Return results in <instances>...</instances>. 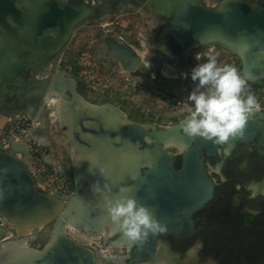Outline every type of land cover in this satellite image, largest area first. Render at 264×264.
I'll use <instances>...</instances> for the list:
<instances>
[{"label":"rangeland","instance_id":"1","mask_svg":"<svg viewBox=\"0 0 264 264\" xmlns=\"http://www.w3.org/2000/svg\"><path fill=\"white\" fill-rule=\"evenodd\" d=\"M57 1H61L62 4L76 2L80 5L86 4L93 10L92 17L74 28L70 39L57 56L27 74L29 84L27 91H21L20 88L13 86L18 90L17 92L8 87L5 89L9 92H2L0 86V98H2L0 127L7 119L27 118L31 122L27 134L28 143L21 145L12 142L7 150L0 144V151L10 154L23 163L33 177L36 190L57 200L61 206L54 216L42 226L34 227L29 235L18 233L16 224L0 215V264H14L13 261L17 259L18 254L15 253L16 247L22 242H26L29 250L43 251L57 232L58 226H62L66 220L69 221L66 223L71 222L74 230L70 231L64 227L65 230L61 233L72 238L80 246L91 250L97 264H126L128 253H125V250L129 252V247L126 242L117 245L119 239L116 238L117 236L111 237L113 226L109 222L95 229L90 224H93L94 214L80 221L76 220L74 213H66L68 207L70 208L79 196L77 183L80 179V168L82 169L83 166L78 165L75 159L77 150L71 140L72 136L67 131L71 121L68 114L63 115L64 105L81 100L92 110L97 108L112 110L113 121L110 125L133 124L147 129L176 127L180 126L179 124L187 117L186 106L191 105L188 96L199 83L192 81L191 71L198 64L207 62L206 53L217 55L219 65L229 64L237 69L240 76L246 80V87L241 95L243 97L251 93L256 97L260 105L257 112H264V76L252 75L245 78L238 54L222 42L194 48L184 57L178 58L167 54L160 47L161 34L165 26L160 9L161 0ZM222 1L225 0L197 2L208 9L218 10ZM241 1L256 9H264V0ZM15 2L19 4L21 1L15 0ZM83 9L89 12L87 7ZM116 48L125 50L124 54L121 56L115 54ZM22 70L20 69L19 72L23 76L24 70ZM260 70L264 73V64ZM40 84L45 88L56 87L52 88L56 94H53L52 89L46 91L39 88L33 91V87ZM51 97H55L60 102L57 109L50 105ZM54 114L57 116L53 117ZM91 114L86 115L88 122H81L84 126L83 130L79 126L76 127L79 139L87 141L92 137L93 132L98 131L93 122L95 116ZM102 128L104 131L114 130V128ZM15 145L22 146L26 150L20 152L14 150ZM167 150L173 155L178 153L177 148ZM42 157L66 177L68 193L50 190V185L38 178L36 164ZM124 158L130 157L125 155L122 159ZM211 167L214 166L210 165L208 168L209 176L214 182L219 183L217 177L222 174L212 172ZM81 178L83 180V177ZM81 183L85 184L83 181ZM260 185H264V178L258 182V186ZM254 188L257 189L255 194H260L264 186ZM235 199L241 201L238 197ZM63 214H65L64 218ZM192 245L193 250L186 252L184 256L176 257V253L173 252L175 258L168 245L161 244L159 261L154 263L216 264L217 261L210 251H206L207 254L203 253L206 244L201 239H195ZM108 256L117 259L106 260Z\"/></svg>","mask_w":264,"mask_h":264},{"label":"water","instance_id":"2","mask_svg":"<svg viewBox=\"0 0 264 264\" xmlns=\"http://www.w3.org/2000/svg\"><path fill=\"white\" fill-rule=\"evenodd\" d=\"M20 1L17 4L14 0H0V51L4 57L8 58L7 64L9 63L10 68L0 78L2 92H9L5 90L7 87L17 92L18 90L13 86L20 88L21 91H27L29 87L27 74L57 56L70 39L74 28L90 19L93 14L91 7L86 4L80 5L78 2L62 4L57 0ZM197 1L176 2L174 0L175 3L172 4L170 11L165 13L161 10L162 19L166 24L161 34L164 44L162 49L167 54L179 58L186 56L194 48L212 44L213 42H207L209 38L222 42V44L226 42L233 45H239L245 40L248 48L244 51V55L236 52L241 59L243 76L248 78L246 68L250 70L248 72L250 76H256L254 69L256 66L259 67V62L264 59L262 54L264 52V9H256L241 0H225L220 3L218 10H213L199 5ZM84 7L89 9L85 16H83ZM124 51L116 48L117 53L115 54L121 56ZM9 55H14V61L20 60V63L11 64ZM20 69L24 70L23 76L19 72ZM53 87L45 88L40 84L34 86L33 91L39 88L49 91ZM68 103L71 108L74 107V103ZM67 109L66 106L63 110L66 115L71 110ZM87 120L88 118L84 120L82 117L77 121V126L83 130L84 126L81 122H88ZM93 122L98 131L93 132L92 137L86 141L77 137L76 128L74 133L77 142L87 147L84 150L87 152L94 146L96 147L93 144L95 141L93 137L109 135L111 138H118L115 144L120 147H124L125 142L136 147L133 151L144 157L142 160L138 158V168L129 167L133 164H122L123 161L129 160L130 162L136 158L135 154L130 151L124 150L121 159L125 155L130 158H124L121 162L116 161V164L124 165L122 182L119 183V187L132 188V198L138 204L147 207L153 217L166 229L155 235L149 233L143 241L133 242L127 264L156 261L161 242L168 244V247L170 241L180 246L192 239L197 232L196 215L215 198L217 187L209 176L210 165L221 163V173L226 180L225 168L237 159V153H240L239 146L247 152L256 148L257 155L264 157V112H256L253 117L248 118L242 133L230 137L224 144H215L201 137L190 139L184 135L180 127L176 134L181 136V143L185 149L178 151L175 155L166 150L164 146V141L170 135L175 134L173 131H166L164 137L155 138L154 131L156 133L159 128L147 129L129 124L104 131L101 120L94 117ZM73 137L72 132L71 140L74 144ZM230 146H233L231 154L224 156V150ZM13 149L19 152L26 150L18 145H15ZM108 157L102 156L104 160H107L105 162H108L106 172L112 174V168L109 165L112 161ZM150 158L152 161L149 163ZM141 162H143L142 165ZM246 162L247 159L242 161L241 171L246 166ZM106 164L104 163L98 171L100 173L97 177L101 183H104L105 168L103 166ZM84 170L86 176H83V180L78 179L77 183L79 195L81 187L88 186L90 181L94 180L87 165ZM54 201L57 200L36 190L33 177L23 163L10 154L0 151V215L2 217L16 224L18 221L21 222L23 217H33L42 209L52 207ZM89 212L86 210L79 219L90 217L91 214H94V217L97 216L93 210ZM50 249L46 252L47 258H50V264H97L91 250L80 246L64 233Z\"/></svg>","mask_w":264,"mask_h":264},{"label":"bare ground","instance_id":"3","mask_svg":"<svg viewBox=\"0 0 264 264\" xmlns=\"http://www.w3.org/2000/svg\"><path fill=\"white\" fill-rule=\"evenodd\" d=\"M175 1L178 2L181 0H175ZM161 3H162L161 10L163 12L165 11V13H167L168 11L171 10V6H172V4L174 5L175 2H174V0H161ZM87 12H88V10L84 9L83 10V16H85ZM165 13H164V16L166 15ZM164 29H165V26H164ZM208 40L209 41H207V42L219 43L217 40H215V39L213 40L212 38H209ZM160 43H161L160 47L162 48L164 45L163 44V37H161ZM223 44H225L227 46V48H230L232 51H234L235 53L237 52L238 54H240L242 56L244 55V51L247 50V48H248V43L245 40L242 43H240L239 45H233L231 43L229 44L226 42ZM262 54L264 56V52ZM9 56H10V59H9L10 63L12 62L11 64L20 63V60L14 61V59H15L14 55H9ZM35 57H37V56H35ZM7 60H8V58L4 57V54L1 53V51H0V62H1L0 63V78H2V75H5L10 69L9 63L7 64ZM262 61H263V63L259 62L260 65L264 64V59ZM3 65H5V66L2 68ZM260 65H259V67L261 68L262 66H260ZM259 67L256 66V69H254V71H256V76L257 77L264 76L263 72H261ZM248 72H250V70H248L246 68V76L251 77ZM5 90H7V89H5ZM52 91H53V94H56V92L54 93V91H55L54 89H52ZM54 96H56V95H54ZM49 103L52 107L57 109L59 107L58 103H60V102L55 97H51V100H49ZM66 106L68 108L67 110L71 109L70 112L68 111L69 114L67 113L68 118H70L69 121H71V126L68 125L67 131L70 134V136H72V132H73V136H74L73 140L75 141L74 145H75V148L77 150V155H76L75 159L80 166L81 165L83 166L82 169H80V171H79V173H80L79 178H81V176L82 177L86 176V174L84 173L85 172L84 168H86V165L89 169V173L91 175H93V178H94V180L90 181L88 186L85 187V185H84L83 187H81L80 195L78 196L77 200L73 203V205L71 204L72 206L70 208L68 207V210L66 213H70V214L74 213L76 215L75 216L76 220L81 221V219H79V218L81 215L82 216L84 215L86 210H88V212H89V210H93L95 212V214H97V216L93 220V224L90 223L92 228L96 229L100 226L103 227V224H105V222H109L113 226L111 228V234H110V235H112L111 237L117 236L116 238L119 239L117 245H119V244L121 245V243L126 242L128 247H129L128 253H130L133 242H130L127 238L123 237L122 233L118 230L117 226L111 223V221L108 218L107 212H106L105 203H106L107 199H113L114 200L119 195V189L121 188V187H119V183L122 182V176H123V172H124V170L122 169V168H124L123 166L127 165V164H133V165H129V167L130 168H135V167L138 168V158H140L142 160V158H144V157H142V155L140 153L133 151L134 149H136V147L131 146V144H129L128 142H125L123 144L124 147H120V145L115 144V142L118 140V138L117 137L111 138V136H109V135H103L101 137H98V136L93 137V139L95 140V141H93V144H95L96 147L94 146V148L87 150V152H85L84 150L87 147L83 146L80 142H77V140L75 139V133H74L76 131V127H77V121H79L82 117L84 120H86V117H84V116H86L88 113H90V114L92 113V114H94L96 119L101 120L102 124L106 128H117L119 125L117 123L114 125H110L113 121V111L108 110L107 108H97L96 110H92V108L90 106L86 105L81 100H78L77 103H74V107H72V108H71V106L68 107V105H64V108H66ZM256 112L257 111H253L249 115L248 118L253 117L256 114ZM63 115H65V114L63 113ZM56 116H57V114H54L53 117H56ZM58 117H59V115H58ZM60 117H61V114H60ZM72 123L74 124V126H72ZM181 124H179L180 126H176V127H161V128H159V130H156V133L154 131V137L155 138H158V136L164 137L163 135L166 134V131L175 132V134L170 135L167 138V140L164 141V146H166V150L168 148H177L178 151L185 149V146L181 143L182 142L181 136L180 135L178 136L176 134L177 130L180 129ZM124 150L130 151V153L135 154L136 158L134 160H132L131 162H124L123 161L122 164H124V165L120 166V165L116 164V161L121 162V160H123V159H121V156H122V152H124ZM232 150H233V146L226 148L223 152L224 153L223 155L229 156L231 154ZM105 153H106L107 157H108V155L110 156V157H108V159H111V161H112L111 164L109 163V165H111V168H112V174L106 172L107 168H108V162H104L103 161L104 159L102 158V156L103 157L105 156ZM83 154L85 156H83ZM92 156H93V158H92ZM148 160H149L148 161L149 163L152 161L151 158ZM104 163H107L105 166H103L105 168V172L103 175V176H105V179L103 180L104 183H101V182H99V179L97 176L100 173V172H98V171H100L99 169L102 168V165H104ZM142 164H143V162H141V165ZM221 166H222L221 163L220 164L218 163L215 168L211 167L212 172H220L221 173ZM129 171H132V169H129ZM105 184H107L109 186V188L111 189L110 192H108L105 189V187H104ZM127 189H128V191L125 193V195L132 197L131 194L133 192V189L132 188H127ZM260 193H261V190H260ZM60 206H61L60 202L54 201L52 207H50L46 210L42 209L40 212L35 213L33 215V217H23L22 221L21 222L18 221L15 225L16 227H18V233H20V234L23 233L24 235L31 234L34 227L38 228V227L42 226V224H44L49 218L54 216V214H56L58 212V208ZM65 214H63V218L65 217ZM86 216H87V213H86ZM70 219H73V218L70 217ZM76 220H74V222ZM66 222H69V221L66 220ZM66 222L64 221L62 226H58V228L56 230L57 232L53 235V238L48 243L46 248L41 252H35L33 250H29L26 242H22L19 246L16 247L15 253H18V254L16 256L17 257L16 260L13 258L15 260V261H13V263L14 264H46V262H47L48 264H50L49 263L50 258L49 259L47 258L46 252H48V250L50 248L52 249L54 242L58 240L59 236H62L61 232H63L65 230L64 227L70 231L74 230L73 226L71 225V222L70 223H66ZM72 223H73V221H72ZM59 233H61V234H59ZM160 244L166 245L163 242H161ZM122 246H124V245L122 244ZM105 259L109 260V259H117V258L112 257V256L111 257L108 256ZM157 261H159L158 258L154 262H157ZM154 262H149V263L140 262L139 264H151ZM126 264H127V260H126ZM167 264H169V263H167Z\"/></svg>","mask_w":264,"mask_h":264},{"label":"clouds","instance_id":"4","mask_svg":"<svg viewBox=\"0 0 264 264\" xmlns=\"http://www.w3.org/2000/svg\"><path fill=\"white\" fill-rule=\"evenodd\" d=\"M205 55L207 62L198 64L191 71L192 81L199 83L188 96L191 105L186 106L188 115L181 124V131L190 139L201 137L224 144L230 137L242 133L249 115L259 110L260 105L251 93L242 97L246 80L234 66L219 65L217 55ZM104 187L111 191L107 184ZM127 191L121 187L119 195L105 203L109 220L123 237L137 242L145 240L149 233L164 232L165 226L160 225L147 207L125 195Z\"/></svg>","mask_w":264,"mask_h":264},{"label":"flooded vegetation","instance_id":"5","mask_svg":"<svg viewBox=\"0 0 264 264\" xmlns=\"http://www.w3.org/2000/svg\"><path fill=\"white\" fill-rule=\"evenodd\" d=\"M239 149L237 159L226 166L227 179L220 175L219 183L214 182L217 187L214 200L196 215L195 235L180 246L170 241L173 256L174 253L176 257L184 256L193 250L194 240L201 239L206 244L203 253L210 251L216 264H264V189L255 194L254 188L264 186H258L264 178V157L257 155L256 148L248 152L242 146ZM244 159L247 162L241 171ZM236 197L241 201H236Z\"/></svg>","mask_w":264,"mask_h":264},{"label":"built area","instance_id":"6","mask_svg":"<svg viewBox=\"0 0 264 264\" xmlns=\"http://www.w3.org/2000/svg\"><path fill=\"white\" fill-rule=\"evenodd\" d=\"M31 122L27 118L7 119L0 127V144L3 149L11 147L10 143H28V131ZM37 176L50 185L49 189L56 192L68 193L69 188L66 183V177L43 157L37 160Z\"/></svg>","mask_w":264,"mask_h":264}]
</instances>
